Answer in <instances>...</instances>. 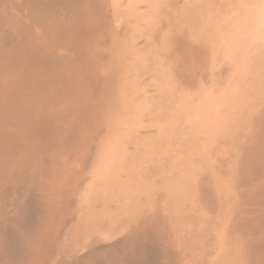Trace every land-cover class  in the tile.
Listing matches in <instances>:
<instances>
[{"label": "bare ground", "instance_id": "bare-ground-1", "mask_svg": "<svg viewBox=\"0 0 264 264\" xmlns=\"http://www.w3.org/2000/svg\"><path fill=\"white\" fill-rule=\"evenodd\" d=\"M0 264H264V0H0Z\"/></svg>", "mask_w": 264, "mask_h": 264}]
</instances>
